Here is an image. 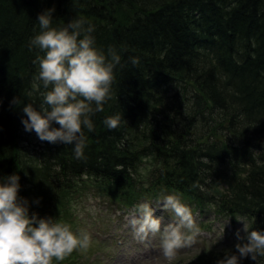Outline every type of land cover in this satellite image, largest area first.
Wrapping results in <instances>:
<instances>
[{
	"label": "trees",
	"instance_id": "obj_1",
	"mask_svg": "<svg viewBox=\"0 0 264 264\" xmlns=\"http://www.w3.org/2000/svg\"><path fill=\"white\" fill-rule=\"evenodd\" d=\"M52 8L53 27L84 20L96 47L115 48L124 65L85 130V159L21 123L23 106L42 101L30 40ZM116 114L127 123L110 130L103 121ZM13 174L40 218L62 220L60 206L87 178L130 203L178 193L264 231V0H0V179Z\"/></svg>",
	"mask_w": 264,
	"mask_h": 264
},
{
	"label": "clouds",
	"instance_id": "obj_2",
	"mask_svg": "<svg viewBox=\"0 0 264 264\" xmlns=\"http://www.w3.org/2000/svg\"><path fill=\"white\" fill-rule=\"evenodd\" d=\"M54 12L52 8L38 15L40 30L30 40V47L38 50L33 63L39 68L32 88L40 92L42 101L39 110L33 103L23 106L27 119L21 123L26 132L35 131L41 141L72 145L76 159H85V130H95L92 117L103 112L104 105L113 98L115 70L124 65L115 48L109 47L105 53L96 47L94 26L75 18L63 27H53ZM129 61L133 66L139 63L134 57ZM19 102V98L12 101ZM103 123L114 130L127 122L123 115L116 114ZM203 162L207 163V158ZM20 190L19 175L0 179V264H54L90 247L88 231L74 232L60 219L30 213L29 201L19 195ZM161 204L163 211L174 214L172 222L164 224L163 217H155L156 208L144 202L136 206L129 224L134 238L141 243L159 237L163 258L172 261L181 249L196 244L201 230L192 210L179 196H164ZM240 222L244 235L237 230L235 252L225 253L217 264H242L249 258L260 264V258H264V231H250L246 223Z\"/></svg>",
	"mask_w": 264,
	"mask_h": 264
},
{
	"label": "rangeland",
	"instance_id": "obj_3",
	"mask_svg": "<svg viewBox=\"0 0 264 264\" xmlns=\"http://www.w3.org/2000/svg\"><path fill=\"white\" fill-rule=\"evenodd\" d=\"M140 170L143 178L152 172L150 160ZM150 170V171H149ZM146 188H142L145 190ZM177 195L181 202L192 210L201 230L197 242L191 248L181 249L172 261H166L161 253L159 237L141 243L134 238L129 219L135 214L136 206L148 202L156 208L155 217H163L167 224L175 219L171 212L163 211L164 196ZM60 206L62 221H68V212L72 213L70 224L74 232L80 229L88 231L92 243L87 250L73 252L65 264H217L223 254L235 252L237 230L242 229L243 221L250 228V222L244 218L233 222L231 217L216 211V206L201 214L195 204L182 195L165 192L159 198H134L132 204L115 197L109 190L91 179L85 178L67 195ZM245 264H255L250 258ZM243 264V261H242Z\"/></svg>",
	"mask_w": 264,
	"mask_h": 264
}]
</instances>
